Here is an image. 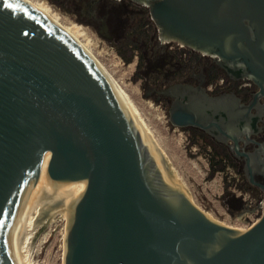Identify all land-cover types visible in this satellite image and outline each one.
<instances>
[{
	"label": "water",
	"instance_id": "95a60500",
	"mask_svg": "<svg viewBox=\"0 0 264 264\" xmlns=\"http://www.w3.org/2000/svg\"><path fill=\"white\" fill-rule=\"evenodd\" d=\"M141 1L170 37L227 68L243 62L264 94V0ZM190 115L170 119L183 126ZM46 155L52 183L88 181L68 219L65 264H264V199L251 227L211 217L164 177L82 43L29 1L0 0V264H17L12 232Z\"/></svg>",
	"mask_w": 264,
	"mask_h": 264
},
{
	"label": "flooded vegetation",
	"instance_id": "af4514ba",
	"mask_svg": "<svg viewBox=\"0 0 264 264\" xmlns=\"http://www.w3.org/2000/svg\"><path fill=\"white\" fill-rule=\"evenodd\" d=\"M80 13L136 59L148 96L170 114L187 110L189 122L180 127L202 139L210 155H230L246 184L264 195V94L243 62L227 68L216 55L170 37L148 2L87 0Z\"/></svg>",
	"mask_w": 264,
	"mask_h": 264
},
{
	"label": "rangeland",
	"instance_id": "374dc122",
	"mask_svg": "<svg viewBox=\"0 0 264 264\" xmlns=\"http://www.w3.org/2000/svg\"><path fill=\"white\" fill-rule=\"evenodd\" d=\"M33 1L76 33L129 93L200 207L214 219L242 228L251 227L263 215V206L256 207L263 193L252 191L229 160L224 170L210 176L214 155L209 146L200 138L194 140L188 129L174 125L167 105L146 94L136 59L128 61L116 41L100 31V25L81 15L87 0ZM248 204L256 208L244 210ZM67 226L68 220L59 212L47 222L40 221L27 247L29 264H65Z\"/></svg>",
	"mask_w": 264,
	"mask_h": 264
},
{
	"label": "bare ground",
	"instance_id": "6f19581e",
	"mask_svg": "<svg viewBox=\"0 0 264 264\" xmlns=\"http://www.w3.org/2000/svg\"><path fill=\"white\" fill-rule=\"evenodd\" d=\"M27 1L47 13L56 22H58L59 25L68 30L93 55L102 69L106 71L117 92L131 112L132 118L136 121L137 126L141 128L150 152L154 155L157 164L160 166L163 172L164 177L173 184L171 180L172 178L192 198L188 187L183 182L176 167L170 162L171 160L169 159L165 149L158 143L154 132L147 124L139 107L136 105L129 93L123 88V86L112 75L109 69L104 65V63L76 35V33L66 27L62 22H60L58 18H56L49 11L40 7L33 0ZM48 161L49 155H46L34 189L32 190L28 200L25 202L22 210L20 211L12 232V251L17 264H29L27 259V247L29 246L31 237L35 233L39 222H47L48 220L52 219V217H54V215H56L58 212L68 220L72 214L75 201L77 200V198H79L81 193L88 185V181L86 180L73 181L60 186L52 183L47 175ZM205 211L211 217H213L210 212H208L207 210ZM45 212L48 213L45 214Z\"/></svg>",
	"mask_w": 264,
	"mask_h": 264
},
{
	"label": "trees",
	"instance_id": "16d2710c",
	"mask_svg": "<svg viewBox=\"0 0 264 264\" xmlns=\"http://www.w3.org/2000/svg\"><path fill=\"white\" fill-rule=\"evenodd\" d=\"M124 57H126V59L128 61L132 58V56L128 57L125 54H124ZM219 156H221V157L219 158ZM227 160H229V162H232L230 155H214L212 163H211L210 176L213 177L217 171L224 170V168L226 167V161Z\"/></svg>",
	"mask_w": 264,
	"mask_h": 264
},
{
	"label": "snow or ice",
	"instance_id": "6c2138e0",
	"mask_svg": "<svg viewBox=\"0 0 264 264\" xmlns=\"http://www.w3.org/2000/svg\"><path fill=\"white\" fill-rule=\"evenodd\" d=\"M9 7H11V5H9Z\"/></svg>",
	"mask_w": 264,
	"mask_h": 264
},
{
	"label": "built area",
	"instance_id": "2783aa9c",
	"mask_svg": "<svg viewBox=\"0 0 264 264\" xmlns=\"http://www.w3.org/2000/svg\"><path fill=\"white\" fill-rule=\"evenodd\" d=\"M263 203V202H262Z\"/></svg>",
	"mask_w": 264,
	"mask_h": 264
}]
</instances>
